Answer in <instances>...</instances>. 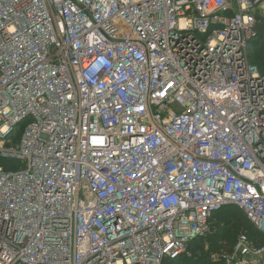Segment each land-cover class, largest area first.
<instances>
[{"label": "built area", "instance_id": "2783aa9c", "mask_svg": "<svg viewBox=\"0 0 264 264\" xmlns=\"http://www.w3.org/2000/svg\"><path fill=\"white\" fill-rule=\"evenodd\" d=\"M259 20L264 0H0V264H163L228 205L264 237Z\"/></svg>", "mask_w": 264, "mask_h": 264}, {"label": "trees", "instance_id": "16d2710c", "mask_svg": "<svg viewBox=\"0 0 264 264\" xmlns=\"http://www.w3.org/2000/svg\"><path fill=\"white\" fill-rule=\"evenodd\" d=\"M263 41H264V20H259V22L257 23V26H256V36L251 41V45H250V49H251L250 58H251V63L258 66L260 72L264 75V69H263L264 68V47L262 48V51L256 55L255 60H253V51L259 46L260 43H263ZM1 163H3V162H1ZM6 164H7V162H6ZM232 209H235L236 211H240L244 215L246 222L248 223L249 227L251 228L250 232L246 231V233H245L249 237L250 241L256 245L263 246L264 245V237L261 236L259 234V232L256 230V228L249 222V220L246 218L243 211L240 210L239 208H237L236 206L228 205V206H224L223 208H221L219 211H217L213 215V217L210 219L211 231L208 235L202 237V238H208L209 237L216 244L210 243V248L208 250H205L204 247H198L195 250V254L191 253L189 250V247L191 244L198 241V239H201V237H199L188 245L187 252L184 255H182L179 259L173 260V261L165 260L163 264H172V263L174 264L176 262H177V264H226L225 260L223 259L224 256L218 259V258H212V255L215 253L216 254L219 253L220 251H222V249L225 250L224 253H231L233 251V248H234L236 243L234 244L232 249L229 248V246L233 243V238L236 236L237 231L235 229L228 231V228L230 227V224L232 223L231 218H230V213H231ZM222 212L229 213L228 218L224 220L225 221L224 223L226 225H224L222 228H220L221 231L218 234L217 233L212 234L213 233L212 220L218 214H220ZM219 216H222V215H219ZM228 235H229V239L227 237ZM223 241L227 242V245L225 247L220 246V242H223Z\"/></svg>", "mask_w": 264, "mask_h": 264}, {"label": "rangeland", "instance_id": "374dc122", "mask_svg": "<svg viewBox=\"0 0 264 264\" xmlns=\"http://www.w3.org/2000/svg\"><path fill=\"white\" fill-rule=\"evenodd\" d=\"M264 47V41L263 43H260L259 46L253 51V60H255V57L256 55L262 51V48ZM264 69V68H263ZM19 133V132H18ZM17 133V134H18ZM11 140V138H10ZM219 215H222V216H219ZM229 216V213H225V212H222L220 214H218L213 220H212V226H213V233H219L221 231L220 228H222L224 225H226L224 222L225 219H227ZM230 218H231V224H230V227L228 228V231L229 230H233L235 229L237 231V234L236 236L233 238V243L229 246V248H233L234 244L236 243L238 237L242 234H245L246 231L250 232L251 228L249 227L248 223L246 222L245 218H244V215L242 214V212L240 211H236L235 209H232L231 210V213H230ZM228 239H229V235L227 236ZM210 243H214L216 244L212 239H210L209 237L208 238H202L201 239H198V241L194 242L193 244L190 245L189 247V250L191 253H194L195 254V250L198 248V247H204L205 250H208L210 248ZM227 245V242H220V246H223L225 247ZM225 250L222 249V251H220L219 253H215L212 255V258H221L223 256H226L230 253H224ZM223 253V254H222ZM217 259V260H218ZM173 264V263H172ZM174 264H177L174 263Z\"/></svg>", "mask_w": 264, "mask_h": 264}]
</instances>
